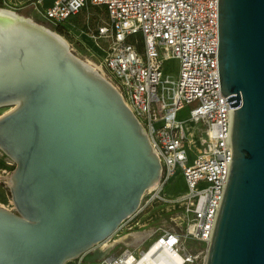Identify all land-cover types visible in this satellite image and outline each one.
Returning <instances> with one entry per match:
<instances>
[{
	"label": "bare ground",
	"instance_id": "obj_1",
	"mask_svg": "<svg viewBox=\"0 0 264 264\" xmlns=\"http://www.w3.org/2000/svg\"><path fill=\"white\" fill-rule=\"evenodd\" d=\"M108 79L62 34L0 6V106L10 104L0 149L14 163L5 186L12 207L0 205V264L91 261L150 233H116L157 187L161 163ZM151 251L131 264H183Z\"/></svg>",
	"mask_w": 264,
	"mask_h": 264
},
{
	"label": "built area",
	"instance_id": "obj_2",
	"mask_svg": "<svg viewBox=\"0 0 264 264\" xmlns=\"http://www.w3.org/2000/svg\"><path fill=\"white\" fill-rule=\"evenodd\" d=\"M0 4L15 11L35 9L54 26L68 27L67 19L76 17L69 21L74 25L84 12L89 18V9L104 15L90 35L103 52L105 69L147 130L159 156L161 175L151 192L179 204V225L149 233V244L140 252L132 244L126 245L120 254H106L94 264H131L153 247L179 254L183 264L198 260L204 264L205 253L189 250L185 242L194 239L208 245L232 150L226 142L234 108L221 93L218 77L217 0H51L49 4L44 0H0ZM81 26H88V20ZM170 57L179 62L176 77L162 72L163 60ZM186 105H191L188 119L201 124L200 145L192 162L187 155L184 120L177 117V111ZM160 119L163 124L155 129L152 122ZM177 168L182 171L186 191L175 197L160 196V188Z\"/></svg>",
	"mask_w": 264,
	"mask_h": 264
},
{
	"label": "water",
	"instance_id": "obj_3",
	"mask_svg": "<svg viewBox=\"0 0 264 264\" xmlns=\"http://www.w3.org/2000/svg\"><path fill=\"white\" fill-rule=\"evenodd\" d=\"M217 29L232 150L204 264H264V0H217Z\"/></svg>",
	"mask_w": 264,
	"mask_h": 264
},
{
	"label": "rangeland",
	"instance_id": "obj_4",
	"mask_svg": "<svg viewBox=\"0 0 264 264\" xmlns=\"http://www.w3.org/2000/svg\"><path fill=\"white\" fill-rule=\"evenodd\" d=\"M50 2L51 0H44V3L46 4H49ZM0 6L3 5L0 4ZM89 10L90 12H92L89 18L87 17L85 12L80 13L78 15L79 21L74 23V25L68 24V27L63 26L60 31L56 30L52 23L42 18L35 9H25L17 12L23 15L30 16L34 21L41 23L62 34L68 41L74 54L84 60H91L95 64L99 65L103 71L104 76L107 79H111L115 83L112 75L104 67L102 50L97 47L98 45H95V43L93 42L95 41V39L90 35L91 30L94 29L96 21L100 16L103 17L104 15H99L97 13L98 11H92V9ZM86 19L88 20V26L82 28L81 24L83 23V20ZM178 69L179 62L176 58L170 57L163 60L162 72L164 75L168 74L171 77H176V75L178 74ZM7 105L0 106V114L4 109L10 106V104ZM190 107L191 105H186L183 108L179 109L177 111V117L184 120V126L188 136L187 155L189 162H192L196 154L195 151L198 145H200L198 128L201 124H196L195 122L188 119ZM162 124V119L152 122V125L155 129L160 128ZM13 167V161L9 157H7L5 153L0 149V189L3 191V195L5 198H9L6 194L5 186L8 185V183L6 182L7 177L13 170ZM167 186H170V194L167 191ZM186 189L187 186L182 175V171L180 168H177L170 181L168 183H164L158 193L163 197H175L176 195L186 191ZM6 202L7 203L3 202V204L0 205L10 209L12 207L10 199ZM179 214L180 209L178 203H175L172 200H161L158 197L157 193L149 192L144 194L143 199H141V205L139 206V208L122 222L116 233H121L126 230L129 231L133 229H135L136 231H146L147 234L149 233V231L150 233L152 231H155L157 233L164 227H176L177 225H179ZM149 241V238H146L138 245H133V248L136 252H140V249H144L149 244ZM185 245L189 250H193L196 252L202 251V254L205 253L206 255L207 246L200 241L189 239L185 242ZM125 246L126 245H124L123 243H118L108 252L107 255H118L124 250ZM104 258L105 255L101 256L95 261H88L84 260L83 258L77 257L75 259L68 260L65 264H94L95 262ZM190 264H200V260Z\"/></svg>",
	"mask_w": 264,
	"mask_h": 264
},
{
	"label": "crops",
	"instance_id": "obj_5",
	"mask_svg": "<svg viewBox=\"0 0 264 264\" xmlns=\"http://www.w3.org/2000/svg\"><path fill=\"white\" fill-rule=\"evenodd\" d=\"M169 188H170V186H167V191H168V193L170 194V189H169ZM168 189H169V190H168ZM7 200H9V198H5L4 195H3V191L0 189V204H3V202L7 203V202H6ZM144 238H145V236L142 237L140 240H142V239H144ZM140 240H138L137 242H139ZM137 242L130 243V244H133V245L135 246V245H138V244H139V243L137 244Z\"/></svg>",
	"mask_w": 264,
	"mask_h": 264
},
{
	"label": "trees",
	"instance_id": "obj_6",
	"mask_svg": "<svg viewBox=\"0 0 264 264\" xmlns=\"http://www.w3.org/2000/svg\"><path fill=\"white\" fill-rule=\"evenodd\" d=\"M76 19V17H69L68 19H67V21H66V23L65 24H69V21H73V20H75ZM62 27H63V25L62 24H57V25H55L54 26V28L56 29V30H58V31H60L61 29H62ZM65 27V26H64Z\"/></svg>",
	"mask_w": 264,
	"mask_h": 264
}]
</instances>
